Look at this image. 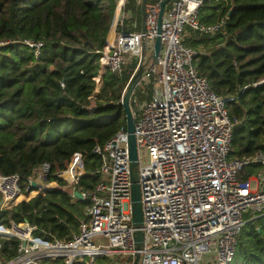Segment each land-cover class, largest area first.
Instances as JSON below:
<instances>
[{
    "label": "built area",
    "instance_id": "1",
    "mask_svg": "<svg viewBox=\"0 0 264 264\" xmlns=\"http://www.w3.org/2000/svg\"><path fill=\"white\" fill-rule=\"evenodd\" d=\"M160 1L136 0L140 8L143 4L141 23L135 17L130 21L129 0H116L113 37L106 36L96 50L97 85L105 71L120 75L134 62L133 74L143 67L136 86L144 93L147 87L151 90L146 99H138L134 91L131 96L142 206L140 247L136 248L137 228L132 224L127 132L121 127L93 149L99 157L98 179L91 190L80 192L87 200L86 217L72 238L36 236L27 221L0 222V249L4 240L19 239L16 255L0 258V264H93L100 255L130 257L133 264L136 254L137 264H230L244 215L264 211V153L229 158L234 122L226 100L198 73L194 65L198 52L183 42L186 27L213 35L224 28L228 14L219 12L214 22L201 23L204 0H170L158 34ZM157 35L161 45L153 59ZM25 43L35 57L40 55L43 42ZM4 44L0 41V46ZM250 163H259L260 169L239 180L238 172ZM48 171V164L37 167L28 178L26 193L18 191V175H0V212L13 202L15 206L21 199L61 187L57 180L47 181ZM84 173L83 155L76 151L55 175L64 182L63 188L73 189Z\"/></svg>",
    "mask_w": 264,
    "mask_h": 264
},
{
    "label": "trees",
    "instance_id": "2",
    "mask_svg": "<svg viewBox=\"0 0 264 264\" xmlns=\"http://www.w3.org/2000/svg\"><path fill=\"white\" fill-rule=\"evenodd\" d=\"M228 1L204 0L199 13L201 23H212L231 9L223 29L210 35L186 27L183 42L198 52V73L226 100L234 122L229 158H247L264 153V0ZM115 7L116 0H0V41H6L0 46V175H18V191L26 193L28 178L43 164L49 165L47 181L61 187L55 174L74 152L82 153L85 168L73 189H49L20 201L0 212V222L27 221L36 236L70 240L85 219L87 200L73 190L94 187L95 145L126 128L120 101L135 65L120 75L102 73L91 97L100 69L96 50L113 37ZM126 10L130 21L141 16L136 0ZM26 40L43 42L38 57ZM147 88L144 93L136 86L135 97L148 98ZM259 169L250 163L237 178L246 180ZM244 219L230 264H264V211ZM18 244V238L4 240L0 258H13ZM93 264H131V258L100 255Z\"/></svg>",
    "mask_w": 264,
    "mask_h": 264
},
{
    "label": "water",
    "instance_id": "3",
    "mask_svg": "<svg viewBox=\"0 0 264 264\" xmlns=\"http://www.w3.org/2000/svg\"><path fill=\"white\" fill-rule=\"evenodd\" d=\"M169 1L170 0L160 1V11L158 15V26H157L158 34L160 33V24H161V18H162L164 6ZM141 12L143 15V4L141 6ZM230 13H231V9L229 10L228 15ZM160 45H161L160 36L157 35L154 41V49H153V54H152L153 59H156V57L158 56ZM142 70H143V67L141 66L132 75L129 82L127 83V86L123 92V95L120 101L123 107V110L125 112V116H126V132H127V145H128V156H129L130 181H131L132 224L137 228L135 231V236H134V241H135L137 249L140 247L143 241V232L140 229V226L142 223V206H141V200H140V189H139V184L137 181L136 169H135L138 156H137V147H136V141H135V135H134V121H133L132 109L130 106V99H131V96L133 94V91L137 83L139 82V78L141 76ZM35 188H36V183L32 182L31 190H34ZM74 195L82 199V194L80 192L75 191ZM15 203L16 202H13L11 205H9L6 208L10 209ZM0 205H1V202H0ZM137 262H138V254L135 255L133 264H137Z\"/></svg>",
    "mask_w": 264,
    "mask_h": 264
},
{
    "label": "rangeland",
    "instance_id": "4",
    "mask_svg": "<svg viewBox=\"0 0 264 264\" xmlns=\"http://www.w3.org/2000/svg\"><path fill=\"white\" fill-rule=\"evenodd\" d=\"M113 27H114V19H113V23H112V26H111V28H110V31L109 32H111V30L113 31ZM149 55V54H148ZM100 85V84H99ZM99 85H97V87H96V89H95V92H93V94H92V96L91 97H94V95H95V93H97V89H99ZM146 90H147V93H148V91H149V89L148 88H146ZM91 107H93V105H91L90 106V108ZM146 156L144 155V154H142L141 155V161L143 162V163H145L146 162ZM57 183V182H56ZM58 184V183H57ZM59 185V184H58ZM55 188L54 189H57V188H62V189H66V188H68V187H65V188H63V187H57V186H54ZM252 188H254V182H252ZM27 195V194H26ZM22 200H24V199H21V201ZM248 214H250V213H248ZM102 240V243H105V239L104 238H102L101 239ZM97 242V241H96Z\"/></svg>",
    "mask_w": 264,
    "mask_h": 264
},
{
    "label": "crops",
    "instance_id": "5",
    "mask_svg": "<svg viewBox=\"0 0 264 264\" xmlns=\"http://www.w3.org/2000/svg\"><path fill=\"white\" fill-rule=\"evenodd\" d=\"M139 22L142 23V12H141V16L139 18L135 17ZM141 25V24H140ZM110 31V30H109ZM112 31V30H111ZM113 32V31H112ZM110 33V32H109Z\"/></svg>",
    "mask_w": 264,
    "mask_h": 264
}]
</instances>
